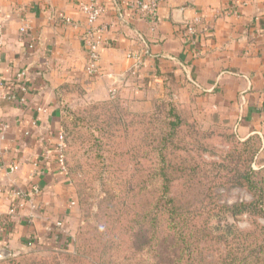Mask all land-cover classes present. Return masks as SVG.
I'll return each instance as SVG.
<instances>
[{
    "label": "crops",
    "instance_id": "1",
    "mask_svg": "<svg viewBox=\"0 0 264 264\" xmlns=\"http://www.w3.org/2000/svg\"><path fill=\"white\" fill-rule=\"evenodd\" d=\"M79 1L0 0V81H15L25 71L28 87L25 104L0 100L7 149L0 157V216L12 203V185L41 189L34 219L24 211L11 233L0 232V249L11 256L50 242L58 220L71 236L75 193L58 172L55 153L63 132L56 92L66 84L80 86L89 101L112 99L115 91L134 112L150 111L156 100L189 105L206 127L227 123L242 140L258 135L262 148L254 167L264 168V0H162L157 23L118 0H98L107 9L101 22L115 27L93 73L75 27L84 21ZM195 18L198 32L184 35L181 29ZM130 51L146 65L137 76ZM13 164L18 169L9 173Z\"/></svg>",
    "mask_w": 264,
    "mask_h": 264
},
{
    "label": "trees",
    "instance_id": "2",
    "mask_svg": "<svg viewBox=\"0 0 264 264\" xmlns=\"http://www.w3.org/2000/svg\"><path fill=\"white\" fill-rule=\"evenodd\" d=\"M68 86L56 93L80 200L85 205V191L104 176L113 186H103L97 225L81 229L74 253L8 261L264 264V168H254L262 148L258 135L241 141L228 124L206 128L189 105L169 100L134 112L124 99H109L75 114L61 105ZM82 151L86 158L78 157ZM235 188L251 200L224 202ZM244 216L250 222L245 230L237 225Z\"/></svg>",
    "mask_w": 264,
    "mask_h": 264
},
{
    "label": "built area",
    "instance_id": "3",
    "mask_svg": "<svg viewBox=\"0 0 264 264\" xmlns=\"http://www.w3.org/2000/svg\"><path fill=\"white\" fill-rule=\"evenodd\" d=\"M118 2L125 6L131 13L135 14L141 19L157 23L159 19V10L162 0H118ZM77 9L84 18V21L75 25V27L82 30L81 41L84 45L88 57V70L90 72H97L98 63L102 54L111 47V32L115 27L101 22L102 17L106 14V7L98 2V0H80L77 3ZM58 18L68 24H75L74 20L67 18L63 13L58 14ZM201 24L199 18L187 23L181 32L184 35H194L198 32L197 27ZM23 35L28 33L27 27H22ZM127 59L137 61L138 64L132 70V74L137 76L139 74V66L144 68L146 65L141 61L140 56L134 51L126 54ZM28 94V87L26 84V72H20L16 76V80L12 82L0 81V100L10 103L25 104L27 102L26 95ZM115 91L112 92V98H115ZM41 111V110H39ZM3 131L7 129V125H2ZM30 133L27 132L26 136ZM5 135L0 133V157H4L7 152L5 148ZM65 140L63 132L58 136L56 144V165L58 172L66 177L69 173V168L64 153ZM18 169L17 165H12L9 168V173H13ZM10 196L12 203L8 212L0 216V232L7 231L11 233L14 228L16 220L24 211H28L30 220L34 219L35 213L41 210L37 203V198L41 194V189L38 184H31L27 189H23L17 185H12L10 188ZM76 202H72L74 206ZM53 235L56 233H64V221L58 220L54 223V227L50 229ZM55 232V233H54Z\"/></svg>",
    "mask_w": 264,
    "mask_h": 264
},
{
    "label": "rangeland",
    "instance_id": "4",
    "mask_svg": "<svg viewBox=\"0 0 264 264\" xmlns=\"http://www.w3.org/2000/svg\"><path fill=\"white\" fill-rule=\"evenodd\" d=\"M69 86L66 87L62 91V108L67 107L68 110L72 111L75 114H78V110H83L87 108L89 105H92L94 103L103 102V101H89L84 98L86 92L83 90L80 86L74 84H68ZM81 88V89H80ZM116 99V98H112ZM120 99V98H118ZM126 106L131 110L129 104L126 102ZM198 118V117H197ZM199 119V118H198ZM200 121V120H199ZM201 122V121H200ZM201 124L206 127L202 122ZM216 124V123H214ZM221 124H227V123H221ZM213 125V124H212ZM211 126V125H210ZM207 126L206 128L210 127ZM231 127V126H230ZM234 130V129H233ZM235 132V130H234ZM236 134V132H235ZM236 137L239 138V136L236 134ZM79 158H86V153L84 151L80 152ZM68 160L70 167L74 165V161L72 160L71 154L68 155ZM69 168V166H68ZM255 168V167H254ZM257 169V168H256ZM68 183L71 184V187L74 190L75 193V200L76 204L72 206V209L74 211V217L71 222V230L66 234V231L64 233H56L55 235H52V240L50 242L45 243L44 241H38L37 244H34L30 249L25 251H20L19 253L14 254L13 256L7 258V259H0V264H13L12 262L8 260L15 259L22 255H32L37 257H43V258H49L54 255H57L59 253H74L75 252V246H76V239L78 236V233L81 231V229L87 227V225H97V213L99 212V203L100 201L106 197V191H103V186H113L112 181L108 176H104L102 180H98L96 182H93L92 185H90V189L88 191H85V200L87 202L85 205L80 200L79 197V191L77 188V182L76 178L74 176V173L72 170L65 177ZM118 192V191H115ZM225 195V201L228 204L235 203L236 201L242 202V201H250L251 196L246 190H242L239 188L232 189L229 193L224 194ZM87 210V211H86ZM237 225L241 229H248L250 228V222L246 216L240 219V221L237 223ZM55 233V232H54ZM67 237L65 240L62 241V236ZM60 264H64L63 260H61Z\"/></svg>",
    "mask_w": 264,
    "mask_h": 264
},
{
    "label": "water",
    "instance_id": "5",
    "mask_svg": "<svg viewBox=\"0 0 264 264\" xmlns=\"http://www.w3.org/2000/svg\"><path fill=\"white\" fill-rule=\"evenodd\" d=\"M11 257V252L8 249H0V259H7Z\"/></svg>",
    "mask_w": 264,
    "mask_h": 264
}]
</instances>
